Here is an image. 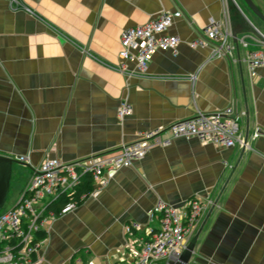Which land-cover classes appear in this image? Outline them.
<instances>
[{
  "label": "crops",
  "instance_id": "crops-1",
  "mask_svg": "<svg viewBox=\"0 0 264 264\" xmlns=\"http://www.w3.org/2000/svg\"><path fill=\"white\" fill-rule=\"evenodd\" d=\"M253 2L264 13V0ZM237 5L241 11L231 0H0V154L15 160L9 206L46 157L115 153L142 131L228 105L242 112L243 138L248 130L245 144L229 148L193 138L154 145L106 174L73 210L47 221L34 264L124 260L158 227L150 208L184 211L193 196L204 208L188 239L200 230L191 264H264V66L245 60L264 29ZM176 8L184 14L168 28L176 49L155 52L145 73L133 61L120 70L121 31ZM209 18H227L236 31L229 53L191 46ZM124 99L132 112L119 122ZM129 222L135 229L127 233Z\"/></svg>",
  "mask_w": 264,
  "mask_h": 264
},
{
  "label": "built area",
  "instance_id": "built-area-1",
  "mask_svg": "<svg viewBox=\"0 0 264 264\" xmlns=\"http://www.w3.org/2000/svg\"><path fill=\"white\" fill-rule=\"evenodd\" d=\"M226 1V0H224ZM238 6L235 0H231ZM17 4L18 0H9ZM28 12L31 10L26 8ZM182 10H165L142 24L125 28L119 35L120 49L118 68L125 70V62L133 61L137 73H145L153 54L157 51L175 50L179 42L177 35L168 31L173 20L183 16ZM224 21L209 18L201 29L200 37L191 46L211 44L215 53H229L232 30ZM258 45L247 51L248 66H264V35L259 34ZM242 46L248 43L241 41ZM132 112L127 100H121L116 117L122 122ZM242 112L234 105H228L212 112L196 110L191 116L176 120L165 128L145 130L136 140L124 143L117 152L93 156L88 160L63 162L46 157L34 167L22 194L16 203L0 210V264H34L40 242L37 232L45 230L48 220L54 219L53 206L63 197L64 205L57 209L59 215L73 210L77 205V190L85 177L92 183L103 184L104 176L120 168L129 167L144 157L154 145H167L174 139H196L201 143H212L221 147L243 144L240 131ZM257 134V133H256ZM19 161L27 157L20 155ZM92 192V191H91ZM85 194L79 195L83 198ZM204 202L198 197L186 200L184 211L166 203L155 204L148 211V218H158L157 228L149 230L144 239L133 247L124 260L108 264H164L168 260L179 261V256L194 232ZM135 228V224L131 223ZM126 225V232H131ZM163 261V262H160ZM72 264H92L81 256H74Z\"/></svg>",
  "mask_w": 264,
  "mask_h": 264
},
{
  "label": "water",
  "instance_id": "water-1",
  "mask_svg": "<svg viewBox=\"0 0 264 264\" xmlns=\"http://www.w3.org/2000/svg\"><path fill=\"white\" fill-rule=\"evenodd\" d=\"M241 1L258 20L264 23V13L257 7V5L253 2V0H241ZM235 8L241 11L240 8L236 5H235ZM232 36H233V40L235 41L236 31L234 30L232 31ZM244 108H245V116L247 118L248 109H247L246 103H245ZM261 133L264 134L263 130H261ZM247 136H248V130L245 131L243 144H245ZM14 161L15 160L13 158L0 154V210L3 208L6 198H7V194L9 191L10 178H11L12 163ZM199 232L200 230H198L193 235V237L187 242V244L185 245V248L182 250L179 256V261L168 260L164 264H191L190 258L192 256Z\"/></svg>",
  "mask_w": 264,
  "mask_h": 264
},
{
  "label": "trees",
  "instance_id": "trees-1",
  "mask_svg": "<svg viewBox=\"0 0 264 264\" xmlns=\"http://www.w3.org/2000/svg\"><path fill=\"white\" fill-rule=\"evenodd\" d=\"M91 191H92V180L89 177H85L83 179L81 185L79 186L78 190H77V195H75V198L77 199V203L82 201L85 196H87L88 194L91 193ZM81 194H85V196L83 198H79V195H81ZM66 200H67V198L63 197L58 203H56L53 206V209L55 210L54 214L56 217L59 216L57 209H59L61 206H63ZM128 224L131 225V222H129ZM134 229L135 228L131 225V231ZM45 237H46L45 230H40L37 232L36 241L41 242Z\"/></svg>",
  "mask_w": 264,
  "mask_h": 264
},
{
  "label": "rangeland",
  "instance_id": "rangeland-1",
  "mask_svg": "<svg viewBox=\"0 0 264 264\" xmlns=\"http://www.w3.org/2000/svg\"><path fill=\"white\" fill-rule=\"evenodd\" d=\"M237 1V3H239L243 8H245L246 10H247V12L251 15V17L253 18V20L256 22V23H260L261 21L260 20H258L250 11H249V9L244 5V3L241 1V0H236ZM261 24H263L262 26H263V29H264V23L263 22H261ZM9 200H10V195L9 194H7V198H6V201H5V203H4V208L5 207H8L9 206ZM138 243V242H137ZM160 262H163V261H160Z\"/></svg>",
  "mask_w": 264,
  "mask_h": 264
},
{
  "label": "flooded vegetation",
  "instance_id": "flooded-vegetation-1",
  "mask_svg": "<svg viewBox=\"0 0 264 264\" xmlns=\"http://www.w3.org/2000/svg\"><path fill=\"white\" fill-rule=\"evenodd\" d=\"M159 264V263H158Z\"/></svg>",
  "mask_w": 264,
  "mask_h": 264
}]
</instances>
